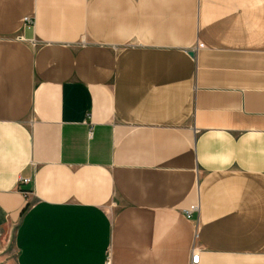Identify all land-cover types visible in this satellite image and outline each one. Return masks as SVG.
<instances>
[{"label": "crops", "instance_id": "0c3cea01", "mask_svg": "<svg viewBox=\"0 0 264 264\" xmlns=\"http://www.w3.org/2000/svg\"><path fill=\"white\" fill-rule=\"evenodd\" d=\"M11 223L16 264H264V0H0Z\"/></svg>", "mask_w": 264, "mask_h": 264}, {"label": "rangeland", "instance_id": "374dc122", "mask_svg": "<svg viewBox=\"0 0 264 264\" xmlns=\"http://www.w3.org/2000/svg\"><path fill=\"white\" fill-rule=\"evenodd\" d=\"M15 223H11L8 228L0 231V244L4 251L5 261H8L9 264H16V249L14 244V230Z\"/></svg>", "mask_w": 264, "mask_h": 264}, {"label": "built area", "instance_id": "2783aa9c", "mask_svg": "<svg viewBox=\"0 0 264 264\" xmlns=\"http://www.w3.org/2000/svg\"><path fill=\"white\" fill-rule=\"evenodd\" d=\"M29 18V17H27ZM199 46H204V43L200 42ZM31 178L30 177H20V181L21 182H28L30 181ZM198 209V205H192L191 207H188L185 210L186 216L191 217L192 213ZM200 260V252L199 249L197 247H193L192 249V264L193 263H197ZM111 262V252L110 250L108 251V258H107V263L109 264Z\"/></svg>", "mask_w": 264, "mask_h": 264}]
</instances>
